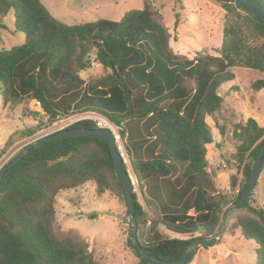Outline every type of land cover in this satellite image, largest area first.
<instances>
[{"label":"trees","instance_id":"obj_1","mask_svg":"<svg viewBox=\"0 0 264 264\" xmlns=\"http://www.w3.org/2000/svg\"><path fill=\"white\" fill-rule=\"evenodd\" d=\"M215 1L225 19L218 55L196 52L189 60L172 52L170 34L147 3L117 22L66 25L40 0H0V17L11 13L14 32L24 37L21 46L0 50L2 107L29 113L34 103L48 126L93 112L120 128L142 194L143 206L131 187L137 242L164 262L181 259L194 235L214 236L264 145V129L254 120L235 126L234 159L243 164L244 185L232 200L218 192L207 171L206 147L213 140L206 119L215 121L220 114L219 89L234 80L233 68L264 75V26L232 8V0ZM250 1L264 10V0ZM93 64L103 74L81 79L79 73ZM251 89L264 91V80ZM73 128L97 129L88 120L67 129ZM215 128L224 134L216 123ZM37 129L21 136L31 137ZM235 183L232 176V189ZM88 185L96 197L108 193L123 203L109 147L97 138L61 139L8 169L0 183V264H100L80 235L56 227L58 194ZM252 202L253 196L240 208L250 215L226 219L215 245L239 233V240L255 245V264H264V209L252 208ZM126 246L132 250L129 238Z\"/></svg>","mask_w":264,"mask_h":264},{"label":"rangeland","instance_id":"obj_2","mask_svg":"<svg viewBox=\"0 0 264 264\" xmlns=\"http://www.w3.org/2000/svg\"><path fill=\"white\" fill-rule=\"evenodd\" d=\"M40 2L54 18L66 25L88 24L97 20L117 22L126 13L140 10L147 3L170 34L169 47L174 54L189 60L196 52L217 56L221 46L224 11L215 0H40ZM23 42V35L14 32L12 14L0 17V50L21 46ZM232 73L235 76L234 81L219 89V95L224 102L220 114L215 121L211 118L206 119L213 140L212 144L206 147L207 171L214 176L217 191L227 195L231 200L244 185L243 164L239 166L234 159L236 145L232 138L233 129L236 125L244 124L246 118L252 116L264 119V93L261 92L259 95L251 89L255 81L264 80V75L239 67L233 68ZM102 74L101 67L93 64L89 69L81 71L79 76L86 80ZM233 87L238 90H232ZM28 109L29 113H23L20 106L13 109H9V106L2 107L0 98V169L18 153L17 149L30 141L41 128L47 129L52 126L47 125L34 103H30ZM33 112L38 115L34 116ZM259 121L261 124L264 123L261 119ZM215 123L216 127L224 129L223 135L219 134ZM262 126L264 129V125ZM32 128L38 129L31 137L21 136V132ZM11 135H13L11 144L7 147L6 142ZM8 156L9 159L5 161ZM124 160L131 174L126 156ZM232 176L236 178L233 189L230 187ZM133 189L138 202L143 206L141 192L136 185ZM250 206L264 209V169L254 188L253 202ZM55 210L56 227L80 235L88 243L89 250L100 264L138 263L132 250L126 246L129 231L124 205L108 193L96 197L92 186L89 185L62 192L56 197ZM236 214L250 215L248 210L238 209L227 218ZM198 237L199 234L194 235V238ZM229 240L230 238L226 237L223 245L198 247L193 260L188 264H231L228 260L235 259L233 251L239 257L235 264H255L253 242ZM229 256L231 257L227 260Z\"/></svg>","mask_w":264,"mask_h":264},{"label":"water","instance_id":"obj_3","mask_svg":"<svg viewBox=\"0 0 264 264\" xmlns=\"http://www.w3.org/2000/svg\"><path fill=\"white\" fill-rule=\"evenodd\" d=\"M232 1L234 2L232 8H234L235 6L239 7L240 9L252 15L261 25L264 26V10L261 6L250 0H232ZM71 137H92L103 140L104 142L107 143L113 159L116 176L121 187L122 201L125 208V217L128 221L129 239L132 242V251L137 258L143 260L148 264H188L193 260L196 249L198 247H202V246L210 247L215 245L222 233L227 217L232 212L240 209L244 204L248 203L249 200L252 198L254 188L264 169V145H263L259 151L256 160L252 165L250 176L245 187L243 188L239 198L234 203V205H232L231 207L225 210L223 214L221 226L218 228L214 236L210 239H204L201 237L193 239L190 242V244L187 246L186 252L181 259L175 262H164L145 254L139 247L136 238V223L133 217V205L131 198V187L133 188V184L131 183L130 180L129 171L127 169L125 170L123 166L125 164L124 157L117 149L116 141L113 137V134L110 131L102 130V129H95V130L76 129V128L65 129L63 131L56 132L42 139L33 141L27 144L26 146H24L22 149H20L18 153L10 160H8L5 163V165L0 169V183L5 172L8 169L15 166L19 161H21V159H23L31 151L43 147L45 145L51 144L53 142L59 141L61 139L71 138ZM122 145H124V142H122ZM125 156L127 157L126 154ZM131 176H133L132 172H131ZM137 188L140 191L138 184H137Z\"/></svg>","mask_w":264,"mask_h":264},{"label":"built area","instance_id":"obj_4","mask_svg":"<svg viewBox=\"0 0 264 264\" xmlns=\"http://www.w3.org/2000/svg\"><path fill=\"white\" fill-rule=\"evenodd\" d=\"M92 121L95 123L97 129H102V130H107L110 131L113 134V137L116 141V147L119 150V152L122 154L121 148L124 149V145H122V142H124V140L122 139L121 135H120V128H118L117 126H115L114 124L110 123L108 119H106L103 116H100L98 114H95L93 112H85L82 114H78V115H73L71 117H68L64 120L61 121H57L55 123L52 124L51 127L45 129V128H41V130L27 143L23 144L20 148L17 149V151H19L20 149H22L24 146H26L27 144L36 141L38 139H42L44 137H47L51 134H54L56 132H60L63 131L65 129H67L68 127H70L71 125L79 122V121ZM63 127H65L63 129ZM67 127V128H66ZM61 128V129H59ZM117 140H120V144L118 145ZM125 152V150H124ZM126 154V153H125ZM123 156V155H122ZM11 158V156H10ZM9 159V156L7 157L6 161ZM130 180L131 183L137 186L136 180L133 176L130 175ZM134 191V189H133Z\"/></svg>","mask_w":264,"mask_h":264},{"label":"crops","instance_id":"obj_5","mask_svg":"<svg viewBox=\"0 0 264 264\" xmlns=\"http://www.w3.org/2000/svg\"><path fill=\"white\" fill-rule=\"evenodd\" d=\"M262 75V74H261ZM234 79H235V76H234ZM234 81V80H233ZM232 81V82H233ZM229 84H231V82L229 83ZM230 86L228 85L227 86V88H229ZM264 93V91H259V92H256L257 94H259L260 95V93ZM246 119H249V118H246ZM250 119H252V120H254L255 122H256V124L259 126V127H263L262 125H264V123L263 124H261L260 123V121H259V119H261V120H263L264 121V119H262V118H259V119H257V118H255V117H251ZM208 147V146H207ZM92 189H93V191H94V187H92ZM142 205V204H141ZM238 237H239V233L238 234H236L234 237H232V238H230V240H232L233 239V241H240L239 239H238ZM229 240V241H230ZM229 243V242H228ZM232 255H233V257H235V259H232V258H230L231 256H229V257H227V260H228V258H230V260H228V261H230L231 262V264H235V261L237 260V259H239V257L237 256V253L235 252V251H233L232 252Z\"/></svg>","mask_w":264,"mask_h":264},{"label":"bare ground","instance_id":"obj_6","mask_svg":"<svg viewBox=\"0 0 264 264\" xmlns=\"http://www.w3.org/2000/svg\"><path fill=\"white\" fill-rule=\"evenodd\" d=\"M117 143H118V145L120 144L119 140H117ZM121 151H122V155H123V157H124L125 155H124V150H123V148H121ZM5 161H6V160H5Z\"/></svg>","mask_w":264,"mask_h":264}]
</instances>
